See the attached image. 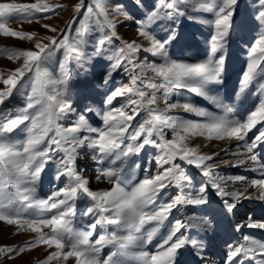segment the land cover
<instances>
[{"label":"snow or ice","instance_id":"snow-or-ice-1","mask_svg":"<svg viewBox=\"0 0 264 264\" xmlns=\"http://www.w3.org/2000/svg\"><path fill=\"white\" fill-rule=\"evenodd\" d=\"M132 4L142 15L130 12L124 0L87 4L79 0L77 15L60 35L44 37L49 44L36 41L35 51L0 49L8 52L9 59L25 58L15 76L3 80L7 90L0 91V220L38 234L25 247L54 246L57 251L47 256L45 264L59 258L65 248L69 250L63 259L74 257L76 264H182L185 253L197 256L200 264H211L207 248L222 222L228 221V231L264 229V222L255 221L250 213L238 224L229 220L238 213L241 198H252L245 195L249 187L259 193L256 199L264 201V156L256 151L264 145V130L248 137L264 122V0H152L150 6L145 0H132ZM40 13L58 14L43 0L0 3V33L24 39V33L9 31L6 24L49 18ZM121 16L136 24L147 47L118 34L116 21ZM183 21L210 29L205 58L177 59L172 54L183 39L179 31ZM233 36L245 45L247 58L237 96L258 80L261 97L242 119L217 88L224 82V50ZM26 38L32 40L31 35ZM58 51L54 73L46 61ZM141 52L148 55L141 59ZM101 61L107 63L94 79L105 89L97 93L103 99L81 97L72 89V65L87 73ZM117 75L128 76L129 83L117 85ZM14 97L25 103L15 104ZM194 97L216 111L198 105ZM161 102L163 108L158 107ZM178 108L201 119L170 114ZM20 125L25 127L19 129ZM18 129L23 139L12 135ZM168 132L172 139L166 138ZM193 134H206L208 141L235 139L236 153L242 155L234 166L251 161L248 170L261 178L220 175L214 163H208L214 160L212 155H199L197 148L187 147L185 141ZM149 148L156 150L150 158ZM81 149L90 150L91 161L100 165L95 181L111 188L91 189L84 170L76 167L83 158ZM142 152L143 167L133 159ZM48 165L55 166L53 180L63 177L65 182L40 198L38 181ZM133 166L141 168L142 179L132 178ZM230 181L241 186L228 190ZM181 208L184 216L170 219ZM41 228L50 233L41 234ZM161 231L159 243L148 249ZM23 250L0 248V264L4 256L11 259ZM246 262L264 264V241L251 233L228 243L224 256V264Z\"/></svg>","mask_w":264,"mask_h":264},{"label":"rangeland","instance_id":"rangeland-1","mask_svg":"<svg viewBox=\"0 0 264 264\" xmlns=\"http://www.w3.org/2000/svg\"><path fill=\"white\" fill-rule=\"evenodd\" d=\"M37 0H0V3H36ZM43 2L48 3L50 6H53V11L58 13L57 15H51L50 13H40L39 16L49 17L44 19H33L31 21H22V22H11L6 24V28L9 31H17L25 34L24 39L14 38V37H5L3 33H0V49L13 50V51H35V42L39 41L43 44H49L50 42L44 37L47 36H59L60 32L64 30L68 22L73 18L74 15H77L75 12V6L78 4L79 0H43ZM124 2L128 5V10L132 12L136 16L142 15V12L137 10V8L132 4V0H124ZM246 2V0H243ZM85 3H88V0H85ZM147 5H151L152 0H145ZM83 11V9H82ZM116 23L118 26V34L125 38L127 41L131 42L135 40L137 43H142L144 47H147V42L143 41V38L138 36L136 31V24L131 21H125L121 16L117 19ZM49 26L45 28L44 26ZM56 28L57 31L54 33L50 29ZM179 31L183 39L175 45L172 49V54L177 59H203L205 58L207 52V44L206 41L210 35V29L201 27L199 24H192L188 21H183L179 26ZM28 35L32 36V40H28L26 37ZM248 45L250 46L253 42V35L249 34L247 37ZM185 49H191L190 52ZM148 54L141 52L139 54L141 59H144ZM224 55L226 57L225 61V72L223 75V84L218 85L217 88L220 94L225 97L227 102L233 104L236 111L237 118L246 117L260 102L261 97L258 95V83L259 81H253L251 85L247 88V90L237 96V91L239 88V81L241 75L246 67V54H245V45L243 42L238 39L236 36H233L230 46L224 50ZM60 58V52H56L53 56L46 61V67L55 73L56 68L58 66V60ZM24 57H14L12 59L8 58L7 51H0V91H6L7 85L3 83L4 79H7L8 76H15L17 70L23 67ZM103 63H107V61H101L89 72L80 71L72 65V89L77 92L81 97L84 96H92L97 100L103 99L102 95H97V93H104L105 89L102 87H98V82L94 79V76H98L99 68ZM77 73H79L77 75ZM26 74L25 78H27ZM116 84H127L129 83V77L117 75L116 76ZM29 88L25 89V95L28 93ZM190 95V94H189ZM123 98H117V101H114V105H117L120 100ZM175 99V97H173ZM195 103L198 105L207 108L209 110L216 111L213 109L212 105H210L207 101L202 98L194 97ZM13 102L17 105H23L25 103L24 99L21 98H13ZM8 102L6 101L7 106ZM158 107L163 108V102L159 103ZM171 115H179L186 119L190 120H200L201 118L196 117L194 115L185 113L182 109H176ZM13 116L16 113H12ZM139 117H137L138 119ZM61 124L70 123V121H60ZM135 123V120L133 121ZM25 125H20L19 129H23ZM14 131L12 135L14 137H18L23 139L24 133L20 130ZM264 130V122L261 124H257L255 128H253L249 133V139L253 138L257 130ZM167 139H172L171 132H168L166 137ZM187 147L189 148H197L199 155H212L214 157L213 161H209L208 163H214V171L218 172L220 175L227 176H246L248 178H261L258 173L255 171L248 170V165L251 164V161H248L244 165L234 166L237 164L238 160L241 158L242 153H236V144L238 143L235 139H225L222 141H208L205 136H200L198 134H193L191 137L185 141ZM229 151L225 153V150ZM83 158L78 159L76 163L77 170H84V175L88 178L92 183L90 187L92 190H107L111 188V185L106 182H96L95 174L96 169L100 167V165L94 164L91 161L89 155L87 154L90 150L81 149L80 150ZM149 158L152 153L156 150L154 148H149ZM262 156H264V145H261L256 150ZM143 152L138 157H133L136 159L137 164L144 166V161L141 159L143 157ZM127 165H125V169H127ZM152 168L157 167L155 164L151 165ZM194 173L196 170L194 168L191 169ZM55 172L54 165L46 166L45 170L41 173L40 180L38 181V196L40 198L48 197L52 192L56 191L58 188L64 186V178L62 177L59 182L53 180V175ZM154 174V173H150ZM134 180L142 179L143 173L141 172V168L133 166L131 174ZM200 177L197 176V180ZM240 183L237 182L233 184L231 181L229 182L228 190H232L233 188L240 187ZM171 191H176L172 189ZM259 193L256 189L249 187L248 193L245 195H251V199H243L241 198V206L239 207V211L235 217H229L232 225L238 224L243 220L247 219L249 213L252 215L253 219L257 222H264V201H260L255 197ZM218 199V198H217ZM159 200V198H158ZM82 204L78 200L77 202V216H79L81 212ZM185 214V210L183 208L180 211L175 213L174 217H170V219H175L178 217H183ZM18 219V218H17ZM217 219H220L217 217ZM228 221H224L220 224V229L217 235L212 236L211 243L207 248V259L211 261V264H224V256L226 252L227 244L230 242H239L242 239L243 233H251L253 236L259 238L261 241H264V229H248L243 228L240 232L228 231ZM50 233V229L41 228V234ZM163 234V231L158 232L154 237L153 241L146 246L148 249H151L153 245L159 243V240ZM209 235H212L211 233ZM38 239V234L33 233L30 229H22L19 224H10L6 220H0V248H24L22 252L16 255L14 258H7L4 256L3 264H45L47 260V256L52 252L57 251L55 247L48 248L45 244H35L32 247H25L31 242ZM69 249L65 248L61 251V255L59 258L48 261L47 264H76V260L74 257H70L68 260H64L63 256ZM105 252L108 250L105 249ZM3 255V254H0ZM182 264H200V259L192 254L185 253L182 257ZM246 264H250V262H246Z\"/></svg>","mask_w":264,"mask_h":264}]
</instances>
